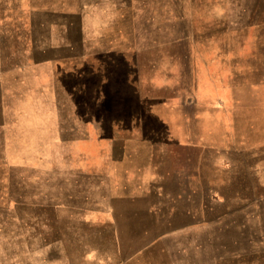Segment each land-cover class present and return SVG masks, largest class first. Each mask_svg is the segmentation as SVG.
Returning a JSON list of instances; mask_svg holds the SVG:
<instances>
[{"label":"rangeland","instance_id":"1","mask_svg":"<svg viewBox=\"0 0 264 264\" xmlns=\"http://www.w3.org/2000/svg\"><path fill=\"white\" fill-rule=\"evenodd\" d=\"M0 264H264V0H0Z\"/></svg>","mask_w":264,"mask_h":264}]
</instances>
